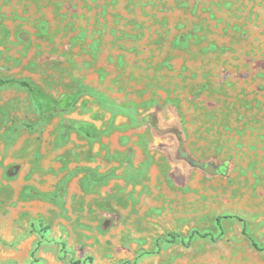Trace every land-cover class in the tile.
Listing matches in <instances>:
<instances>
[{
    "label": "rangeland",
    "instance_id": "rangeland-1",
    "mask_svg": "<svg viewBox=\"0 0 264 264\" xmlns=\"http://www.w3.org/2000/svg\"><path fill=\"white\" fill-rule=\"evenodd\" d=\"M6 76L0 264H264V0H0Z\"/></svg>",
    "mask_w": 264,
    "mask_h": 264
},
{
    "label": "trees",
    "instance_id": "trees-1",
    "mask_svg": "<svg viewBox=\"0 0 264 264\" xmlns=\"http://www.w3.org/2000/svg\"><path fill=\"white\" fill-rule=\"evenodd\" d=\"M8 84H14L18 85L24 90L27 91L29 94L30 99L33 101L38 113L42 116H48L52 115L56 112L59 111V107L55 100L47 95L38 85L35 83L31 82L30 80L27 79H19L15 77H0V87L8 85ZM77 129L85 134L89 138H97L100 135V130L97 129L93 124L88 123V122H80L77 124ZM166 131L171 132L174 134L176 141H177V146L175 148V154L179 158H184L188 160L190 158V153L186 144L185 136L181 130V128L177 126H172L166 128ZM226 168L227 165L221 166L219 172L222 174L226 173ZM222 218L223 216H217L216 217V223L219 227L220 232H223V225H222ZM243 221L242 219H240ZM242 231L243 233L246 234V226L243 223L242 224ZM199 236H211V232L208 231H203L200 232L198 230H194L191 232V234L188 237V241L190 242L195 235ZM253 244L256 245V243L253 241ZM91 259V257H88ZM72 264H79L80 260L79 259H71Z\"/></svg>",
    "mask_w": 264,
    "mask_h": 264
},
{
    "label": "water",
    "instance_id": "water-1",
    "mask_svg": "<svg viewBox=\"0 0 264 264\" xmlns=\"http://www.w3.org/2000/svg\"><path fill=\"white\" fill-rule=\"evenodd\" d=\"M187 161L195 167L204 169L209 174L219 173L221 166L224 165V164H216L215 165L214 163H205L203 161H200V160H197L194 158H189Z\"/></svg>",
    "mask_w": 264,
    "mask_h": 264
}]
</instances>
